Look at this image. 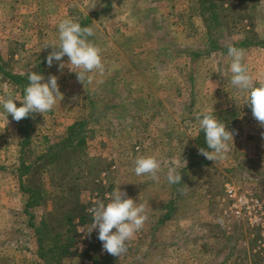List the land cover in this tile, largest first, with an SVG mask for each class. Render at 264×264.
Masks as SVG:
<instances>
[{"label":"rangeland","instance_id":"rangeland-1","mask_svg":"<svg viewBox=\"0 0 264 264\" xmlns=\"http://www.w3.org/2000/svg\"><path fill=\"white\" fill-rule=\"evenodd\" d=\"M65 18L91 26L89 40L103 50L106 71L91 83L47 64L52 48L43 47L58 42ZM230 46L245 51L256 86L264 83V0H0V96L21 99L33 71L45 82L56 75L64 95L19 122L0 107V264H264V127L231 84ZM217 111L234 139L214 162L196 147L195 117ZM79 122L80 134L50 160ZM149 155L162 162L159 182L134 172L135 159ZM169 167L180 184L167 182ZM22 185L41 190V200L27 207ZM229 185L250 201L241 215ZM118 186L147 215L120 258L103 250L87 211ZM73 202L85 219L74 221L77 254L62 257L58 233ZM43 217L55 230L40 256ZM226 245L235 252L224 262Z\"/></svg>","mask_w":264,"mask_h":264},{"label":"clouds","instance_id":"clouds-1","mask_svg":"<svg viewBox=\"0 0 264 264\" xmlns=\"http://www.w3.org/2000/svg\"><path fill=\"white\" fill-rule=\"evenodd\" d=\"M57 31L58 42H48L43 47V49L52 48L46 58L49 67L53 65V61L59 62V70L67 66L83 85L85 82L93 81V74H104L106 65L102 57L103 50L89 40V37L94 35L91 26L82 27L73 19L65 18L59 22ZM228 55L232 58L231 84L247 93L244 96V105L251 108L253 118L264 127V83L256 86L244 63L243 49L230 46ZM65 56L68 57L67 64L63 60ZM28 81L21 99L11 91L0 96V107L7 117L11 114L17 122L35 113L44 116L45 113L53 110L57 101L64 99L56 75H49L45 82L42 74L33 71L28 74ZM16 101H20L21 106L18 107ZM195 118L199 121V128L204 133L207 144V148H199V154L210 161L223 160L230 150L229 142L233 143V132L211 113L196 114ZM134 163V172L137 176H148L153 181L159 182L162 162L156 156H139ZM166 179L170 185L180 184L182 175L175 167H169ZM181 191L183 194V190ZM107 201L105 203L98 200L87 209L92 216L91 231L98 228V239L102 242L103 250L120 258L126 253L129 242L143 228L147 220L145 204L128 198L127 193L121 191L119 186L107 195Z\"/></svg>","mask_w":264,"mask_h":264},{"label":"trees","instance_id":"trees-1","mask_svg":"<svg viewBox=\"0 0 264 264\" xmlns=\"http://www.w3.org/2000/svg\"><path fill=\"white\" fill-rule=\"evenodd\" d=\"M205 1V0H203ZM12 78H14L16 80L17 83L20 84H25L24 82L26 81V77L22 76V75H12ZM214 116H216V118L220 121H225L226 118V113L225 111H217L214 113H211ZM81 125V122L77 123L76 125L71 127L70 130V136L67 139V141H65L63 144L59 145V146H53V148H51V151L54 152L51 156H50V160H52L53 158L56 157V154H61L63 153L66 148L70 146V144L72 143V140L75 139L76 135L80 134V131H78V126ZM227 126H230V123H226ZM195 144L196 147L199 149L201 147L203 148H207V144L205 141V137H204V133L202 132V130L199 131L198 135L195 136ZM80 144H82L80 142ZM70 162V161H69ZM24 166L26 167V169H28L29 166H26L24 163ZM28 170H26V172L24 174H28ZM24 174H21V177L24 176ZM22 191L28 193V202H27V207L28 206H32L34 203H37L41 200V196L42 193L40 192L41 190L38 189H33L30 187H26L25 185H22ZM84 206L79 204L78 202H73V206L72 208L67 212L65 220H64V225L66 227V229L60 234L58 233L59 237H63L64 238V242L62 243V248H61V256L62 257H70V256H75L77 254V251L74 247V235L72 234V230H74V221L77 217H79L80 220H84L85 219V215L83 212V208ZM85 222V221H84ZM35 229H36V233H37V239H38V245H39V253L40 256H43V247H44V241L46 240L47 236L49 234L52 233V230H55V227L51 224H49V222L47 221V219L45 217L42 218V220L40 221L39 225H35ZM57 235V236H58ZM229 248V245H226L224 247L225 248ZM230 249L232 251H229L226 255L223 256V261L226 262L229 257H231V255L234 254L235 252V246L230 247ZM221 251H219L218 254H221Z\"/></svg>","mask_w":264,"mask_h":264},{"label":"built area","instance_id":"built-area-1","mask_svg":"<svg viewBox=\"0 0 264 264\" xmlns=\"http://www.w3.org/2000/svg\"><path fill=\"white\" fill-rule=\"evenodd\" d=\"M226 194L231 202V209H235L236 214L241 215L244 209H249V200L246 196L239 194L232 186L226 187Z\"/></svg>","mask_w":264,"mask_h":264}]
</instances>
